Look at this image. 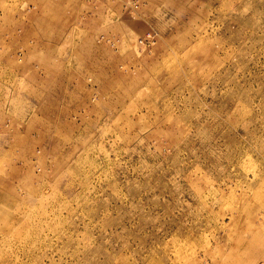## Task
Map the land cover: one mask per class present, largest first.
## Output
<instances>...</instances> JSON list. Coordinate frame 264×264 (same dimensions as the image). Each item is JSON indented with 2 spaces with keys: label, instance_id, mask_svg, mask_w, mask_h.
<instances>
[{
  "label": "rangeland",
  "instance_id": "374dc122",
  "mask_svg": "<svg viewBox=\"0 0 264 264\" xmlns=\"http://www.w3.org/2000/svg\"><path fill=\"white\" fill-rule=\"evenodd\" d=\"M0 264H264V0H0Z\"/></svg>",
  "mask_w": 264,
  "mask_h": 264
},
{
  "label": "built area",
  "instance_id": "2783aa9c",
  "mask_svg": "<svg viewBox=\"0 0 264 264\" xmlns=\"http://www.w3.org/2000/svg\"><path fill=\"white\" fill-rule=\"evenodd\" d=\"M156 44V34L149 32L144 38L139 40V45L144 48H151Z\"/></svg>",
  "mask_w": 264,
  "mask_h": 264
}]
</instances>
